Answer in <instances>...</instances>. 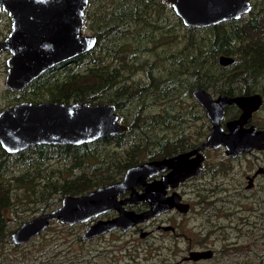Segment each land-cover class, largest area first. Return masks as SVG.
Returning <instances> with one entry per match:
<instances>
[{
    "label": "rangeland",
    "instance_id": "rangeland-1",
    "mask_svg": "<svg viewBox=\"0 0 264 264\" xmlns=\"http://www.w3.org/2000/svg\"><path fill=\"white\" fill-rule=\"evenodd\" d=\"M120 1L119 5L125 4ZM125 1L127 7H135L131 0ZM157 2L141 6L120 22L109 15L106 21L115 26L117 36L107 34L101 27L106 24L98 21L101 13H109L97 7L110 5V0L88 2L83 33L96 36V53L91 48L79 54L70 70L57 71L34 93L7 87L11 51L0 50V110L21 99H65L75 79L101 73L93 60L97 53H104V66L110 68L116 51L125 50L126 61L120 62L121 70L101 101L124 100L116 110L120 121L129 125L118 141L102 137L89 142L84 151L93 155L90 159L72 146H52L40 155L36 148L28 151L35 145L10 153L0 144V159L7 162L0 179V205L5 203L8 217L7 233L0 235V264H264V178L245 186V173L254 169L252 162L264 164V149L237 157L227 156L223 146L207 149L209 166L219 170L210 179H198L203 182L194 188L183 183L180 191L191 208L185 213L173 209L143 222L144 230H151L144 237L129 230L80 239L88 222L68 225L52 219L28 241H11V232L21 222L54 208L63 195L86 192L119 178L131 163L200 142L210 123L194 89L203 87L214 96L240 93L246 87L264 91V0H250V10L239 18L188 28L180 25L170 3ZM114 6L115 1L110 9ZM219 27H224L221 35ZM10 28V15L0 9V40ZM221 54L234 55L237 62L224 65L218 60ZM92 66L97 69L92 71ZM96 79L97 83L87 85L102 84L101 77ZM236 111L228 108L225 116L230 118ZM254 117L264 122V104ZM221 159L227 161L226 170H220ZM127 207L136 209L134 203ZM158 224H176V233ZM191 242L193 249L188 248ZM199 249L208 250V256L190 258L189 252Z\"/></svg>",
    "mask_w": 264,
    "mask_h": 264
},
{
    "label": "water",
    "instance_id": "water-1",
    "mask_svg": "<svg viewBox=\"0 0 264 264\" xmlns=\"http://www.w3.org/2000/svg\"><path fill=\"white\" fill-rule=\"evenodd\" d=\"M165 1L172 5L185 25L197 27L239 18L251 8L250 0ZM88 2L0 0V9L7 11L11 18L9 33L0 40V50L11 51L7 59L8 88L21 90L48 68L94 47L96 36L83 33ZM233 59L223 54L218 57L222 64ZM193 93L211 121L205 140L189 150L131 164L120 178L86 192L63 195L54 208L21 222L11 232V241L14 244L28 241L45 230L52 219L68 225L88 222L81 233L86 239L116 228L127 230L173 207L186 211L187 203L180 202L176 191L167 195L166 188L201 171L203 148L223 145L233 156L253 148H264V127L248 124L253 110L262 101L259 93H220L214 96L203 87L194 89ZM232 105L240 106L242 112L223 124L225 109ZM128 128V124L120 121L116 104L107 101L21 99L0 110V144L10 153L39 144L80 145L121 134ZM195 152L196 156L188 159ZM259 170L264 171L262 167ZM159 173L160 177H156ZM127 191V195L120 197ZM141 201L148 204L143 210L127 207V204ZM109 211H116V214L101 217ZM189 253L191 257L186 258L198 259L208 256L209 251Z\"/></svg>",
    "mask_w": 264,
    "mask_h": 264
},
{
    "label": "trees",
    "instance_id": "trees-1",
    "mask_svg": "<svg viewBox=\"0 0 264 264\" xmlns=\"http://www.w3.org/2000/svg\"><path fill=\"white\" fill-rule=\"evenodd\" d=\"M94 0H90L89 2H93ZM96 1V0H95ZM115 1V6L114 8L110 9L113 2ZM126 4V1L123 0ZM160 5H167L169 4L168 2H166L165 0H157ZM122 1L120 0H110V5L105 6L103 5V7H97L96 10L98 11H103L105 9H108V13L107 15H105V13H101V16H99L98 21L101 23H103L102 25L106 26H101L102 28H104V30L107 32V34H109L110 36H117L118 34L115 32V26L112 24H109L108 22L111 21H106V18L109 15H112V18L110 20L115 21V22H120L123 18H125V16L129 13H136L139 11V8L141 6H144L145 4L147 5L150 2H153V0H131L130 4L132 5V3L134 4L135 7H127V5H119L121 4ZM145 5V6H146ZM116 12V13H114ZM114 13V14H113ZM85 15V13H84ZM105 15V16H104ZM104 16V17H103ZM85 17V16H84ZM178 21L180 22V25L184 26L185 28L188 27H194V26H188L185 25L181 19H178ZM149 25L152 27V30H154L156 27L154 26L153 22H150ZM216 25V24H215ZM214 26V25H213ZM224 31V27H219L217 28V34L221 35ZM102 38V37H100ZM97 46V43H95L94 47L92 48L93 52L96 53V49L95 47ZM91 51V52H92ZM125 50L123 51H116V55L115 57L110 60V62L108 63L110 65V68H107L105 65V56L104 53H97V56L95 58H93V60H95V62L97 63V66L100 67V71L101 73H99L98 75L96 73L93 72H89V77L87 78L86 75L84 77H78L77 79H75V82L73 83V90L71 92V94L65 98V99H49V100H57V101H63V102H68L70 99L76 101H87L90 103H94V102H98L101 101L103 99L104 94L108 91V85L110 84L111 80L115 81L116 75L120 72L121 68H120V62H125ZM80 55L76 56L72 59L69 60H65L62 62H59L57 64H55L54 66L48 68L46 71H44L42 74H40L38 77H36L35 79H33L30 83L26 84L25 87L21 90H14V91H19L21 94L22 93H27V91L31 92H36L37 90H39L42 86H45L46 84H48L49 82H51L53 80V77L57 74V71H62L63 69L66 71L65 68H67V71L70 70V66L69 64L74 63V61H78L80 59ZM97 66H92L89 68H94L92 71L97 69ZM88 68V70H89ZM99 76L102 78V81H100V83L102 82V84H96L94 87H90L89 85H87V83L92 82V83H97V79L96 77ZM105 76V77H103ZM106 82V83H105ZM77 83V84H76ZM107 85V86H105ZM121 86V84H119ZM90 88V89H88ZM99 88V89H98ZM10 89V88H9ZM245 89V88H243ZM250 88H247L246 90L249 91ZM13 90V89H12ZM111 100V102L116 104V108L119 110L125 103L124 100ZM140 118V116H137V119ZM123 133L121 134H117L114 136H108V137H104L107 139H113L114 141H118L119 138L122 136ZM89 143H84V144H80V145H50V144H39V145H35V147H32L30 149H28L29 152H31L32 150H34L35 148L38 149V153L40 155L45 154V151L47 148L52 147V146H64V147H76L78 152H80L81 156H85L86 154L88 155V159L93 158V155L91 153H86L84 150L86 148V146ZM7 167V162L6 159H0V179L2 178V174L4 173L5 169ZM222 167V165H221ZM29 185L31 186L32 183H29ZM6 205L5 203H2L0 205V235H6L7 233V227H8V217L6 214ZM82 224V223H79ZM79 238L82 239L81 235H79Z\"/></svg>",
    "mask_w": 264,
    "mask_h": 264
},
{
    "label": "flooded vegetation",
    "instance_id": "flooded-vegetation-1",
    "mask_svg": "<svg viewBox=\"0 0 264 264\" xmlns=\"http://www.w3.org/2000/svg\"><path fill=\"white\" fill-rule=\"evenodd\" d=\"M90 1V0H89ZM233 56V60L230 62V63H235V62H237V58L234 56V55H232ZM224 65H228V64H224ZM247 89V87L245 88V89H243L240 93H235V94H241V93H243V94H249V93H259L260 95H261V98H262V101H261V103L259 104V106L255 109V110H253V112H252V115H251V120L248 122V124H250V123H253L255 126H257V127H264V122H261L262 120L261 119H255V117H254V115L258 112V110L262 107V105L264 104V91L261 89V88H256V91L252 88V89H249V91H247L246 90ZM203 107V106H202ZM230 109V108H234V109H236L237 111L232 115V117H235V116H238L241 112H242V108L240 107V106H238V105H232V106H229V107H227L226 109ZM225 109V110H226ZM205 111V110H204ZM206 113V112H205ZM225 113H226V111H225ZM206 116H207V114H206ZM208 117V116H207ZM232 117H230V118H232ZM224 118L225 119H223V124H224V122L227 120V119H229V118H227L225 115H224ZM208 121H209V123H210V126H209V130H210V127H211V121H210V119H208ZM224 127H225V125H224ZM209 130H208V132H209ZM225 130H227V128L225 127ZM208 132L205 134V136L203 137V139L200 141V142H198L197 144H194L193 142L192 143H189V144H186V145H188L185 149H183V150H179V151H177V152H174V153H171V154H168V155H162V156H152V157H149V158H145V159H143V160H141V161H144V160H147V159H152V158H159V157H163V156H169V155H173V154H176V153H178V152H181V151H185V150H189V149H192L193 147H195V146H197L199 143H201L203 140H205V138H206V136H207V134H208ZM221 146H223V145H221ZM220 147V146H219ZM219 147H217V148H219ZM224 147V146H223ZM207 149H216V148H211V147H205V148H203L202 150H201V153H202V161H201V171L199 172V173H196V174H191V175H189V176H187L185 179H183V180H180V181H178V183L175 185V186H171V185H168V187L166 188V193H167V195L168 194H171L173 191H176L179 195H180V202H182V203H187V210L186 211H182V210H180V208H177V207H173V208H171V209H169V210H167V211H165V212H168V211H170V210H173V209H175V210H177V211H179V212H181V213H185V212H187L190 208H191V201L190 200H187L186 198H184L183 197V195H182V193H181V191H180V187L183 185V183H185V185H187L190 189L191 188H194V186L196 185H198V184H201L202 182H203V180H198V179H200L201 177H208L207 179H210L209 178V176H211V175H213L214 173H215V170H219V168H217V167H212V166H209V159H208V157H207ZM264 148H253V149H251V150H249V151H242V152H239V153H237L236 155H231V154H229V153H227L226 152V149H225V147H224V153L227 155V156H229V157H237V156H239L241 153H253V152H257V151H260V150H263ZM196 156V152L194 153V154H190L189 156H188V159H192V158H194ZM141 161H138V162H141ZM194 162V161H193ZM135 163H137V162H135ZM135 163H131V164H135ZM131 164H129V165H131ZM128 165V166H129ZM221 165H222V167H221ZM252 165L254 166V169H251V171H248L247 170V173H245V178H246V184H245V186L246 187H250L252 184H253V182H254V180H256L257 178H261V177H263L264 178V171L263 170H259V171H257V169L259 168V167H262V169H264V164H262V163H257L256 161H253L252 162ZM126 169V168H125ZM227 169V161L226 160H224V159H221V161H220V170H226ZM125 171V170H124ZM124 173V172H123ZM205 173H207V174H205ZM160 175H161V173H159L158 175H156V177H160ZM121 177V176H120ZM119 177V178H120ZM191 178H196L197 180H195V181H190L189 179H191ZM251 178V179H250ZM118 179V178H117ZM116 180V179H115ZM148 180H150V179H148ZM209 182V181H208ZM95 187V186H94ZM141 189V188H140ZM190 189H189V193L190 194H192V193H195V192H193V191H190ZM128 194V191L127 192H125V193H122L121 195H120V197H122V196H125V195H127ZM133 204V203H132ZM132 204H130L131 206H132ZM134 205H135V207H136V209H134V210H136V211H139V210H143V209H145L147 206H148V204H147V202H139V203H134ZM141 205H143V208H141V209H139V207H141ZM128 208H131V207H128ZM138 209V210H137ZM165 212H162V213H165ZM162 213H160V214H157V215H154V216H152V217H149L147 220H150V219H155V218H157V217H159ZM116 214V211H111V212H109V214L108 213H105V214H103L102 216H104V215H107V216H111V215H115ZM146 220V221H147ZM145 222V221H144ZM143 222H141V223H137V224H135L134 226H132V227H130L129 229H127V230H124V229H122V228H116V229H114V230H111V231H113V232H116V231H121L122 233H124V232H128L129 230H133L132 232L134 233V231H139V236L140 237H144V236H146V235H149L150 233H151V230H144V227H142L141 226V224H142ZM165 225H160V224H158L157 225V227L158 228H161V229H163V230H170L171 232H173V233H176V228H177V226H176V224H168L167 226H168V228H165L164 227ZM111 231H109V232H111ZM142 232H143V234H142ZM194 241H196V242H198L197 240H194ZM193 242V241H192ZM192 242L190 243V245L188 246V248H190V249H193L192 247H193V244H192ZM199 250H203V249H199ZM183 260H187L185 257H183L182 258Z\"/></svg>",
    "mask_w": 264,
    "mask_h": 264
}]
</instances>
